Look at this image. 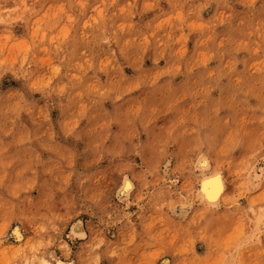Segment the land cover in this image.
I'll use <instances>...</instances> for the list:
<instances>
[{
    "label": "rangeland",
    "instance_id": "374dc122",
    "mask_svg": "<svg viewBox=\"0 0 264 264\" xmlns=\"http://www.w3.org/2000/svg\"><path fill=\"white\" fill-rule=\"evenodd\" d=\"M42 258L264 264V0H0V264Z\"/></svg>",
    "mask_w": 264,
    "mask_h": 264
},
{
    "label": "bare ground",
    "instance_id": "6f19581e",
    "mask_svg": "<svg viewBox=\"0 0 264 264\" xmlns=\"http://www.w3.org/2000/svg\"><path fill=\"white\" fill-rule=\"evenodd\" d=\"M198 158H199V160H198V165H197L196 169L199 170V171H203L205 173V171L209 170V168H210V162L204 156L198 157ZM194 165H195V163H194ZM259 168H260V166H259ZM256 171H258V170H256ZM259 171L261 172V170H259ZM254 174H255V172H254ZM257 177H259V176H257ZM257 177H254V178L257 179ZM197 186H198L197 187V193H198V196L200 198L201 203H203V204H205V205H207L209 207H218L219 206V204L221 202V199H223V196H224L225 191H226L224 178H223V175H222L221 172L215 171V172H212V173L203 174V177L201 178V180L199 181V184ZM133 187H134V185H133L131 179L125 177L123 179L122 187L118 190L119 191V196L121 198H124V199L128 198V196L130 195V193L133 190ZM178 212H180V211H178ZM12 235L18 241H21L22 238H23L22 232H21V230L18 227L13 229ZM71 235H72L73 238L79 239V240L84 238L85 236H87L86 232H85V229H84V226H83V224L81 222H76V223L73 224V227L71 229ZM40 264H52V263L49 262L47 259L42 258L41 261H40ZM56 264H62V262L57 260ZM162 264H169V262L167 260H165V261H163Z\"/></svg>",
    "mask_w": 264,
    "mask_h": 264
}]
</instances>
